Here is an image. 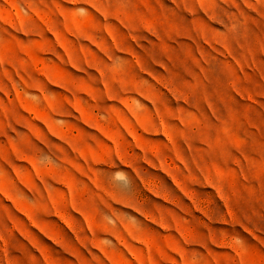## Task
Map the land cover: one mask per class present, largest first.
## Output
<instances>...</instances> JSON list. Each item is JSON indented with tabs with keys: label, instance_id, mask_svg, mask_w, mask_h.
I'll return each mask as SVG.
<instances>
[{
	"label": "rangeland",
	"instance_id": "374dc122",
	"mask_svg": "<svg viewBox=\"0 0 264 264\" xmlns=\"http://www.w3.org/2000/svg\"><path fill=\"white\" fill-rule=\"evenodd\" d=\"M0 264H264V0H0Z\"/></svg>",
	"mask_w": 264,
	"mask_h": 264
},
{
	"label": "bare ground",
	"instance_id": "6f19581e",
	"mask_svg": "<svg viewBox=\"0 0 264 264\" xmlns=\"http://www.w3.org/2000/svg\"><path fill=\"white\" fill-rule=\"evenodd\" d=\"M73 1H74V0H73ZM56 12H57V11H56ZM105 15H106V14H105ZM41 32H42V31H41ZM57 43H58V42H57ZM57 43H56V44H57ZM86 61H87V60H86ZM88 64H89V63H88ZM95 65H96V63H95ZM101 67H102V66H101ZM106 88H107V87H106Z\"/></svg>",
	"mask_w": 264,
	"mask_h": 264
}]
</instances>
